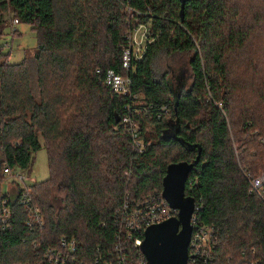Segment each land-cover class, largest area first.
Segmentation results:
<instances>
[{"label": "trees", "instance_id": "1", "mask_svg": "<svg viewBox=\"0 0 264 264\" xmlns=\"http://www.w3.org/2000/svg\"><path fill=\"white\" fill-rule=\"evenodd\" d=\"M180 1L0 0V38L6 28L17 34L10 13L38 40L17 64L3 60L0 45V184L4 166L28 169L40 140L49 171L25 191L42 229L24 223L18 186L8 195L0 264H41L61 238L76 251L57 264H122L117 255L138 264L141 251L119 220L123 204L161 195L167 167L197 157L184 190L213 232L200 257L264 264V185L250 188L264 162V0H185L182 18ZM140 24H150L143 55L126 74L144 117L132 115L137 100L104 84L108 71L124 74L126 33ZM162 52L188 55L189 89L181 76L174 88L157 81ZM129 115L141 154L122 121Z\"/></svg>", "mask_w": 264, "mask_h": 264}, {"label": "built area", "instance_id": "2", "mask_svg": "<svg viewBox=\"0 0 264 264\" xmlns=\"http://www.w3.org/2000/svg\"><path fill=\"white\" fill-rule=\"evenodd\" d=\"M17 21H13V25H16ZM134 30L131 32L133 33ZM145 32V31H144ZM144 41L146 36L143 33ZM129 40V39H128ZM145 42H141L137 40L135 37H130L129 45L126 49H124V56L122 59L123 71L126 73L130 68V61H139L142 57L143 46ZM104 84L112 90L118 96L125 97L128 96L132 101L137 100L136 96H132L130 92L131 79L127 74L122 76L121 74H116L113 70H110L106 73L104 77ZM162 111H166V107L161 109ZM136 111L132 112L134 115ZM133 120V121H132ZM124 125L128 129L129 135H131L132 148L137 151L138 154L144 152V141L140 135L139 126L134 123V119L132 116H126L123 120ZM20 168L9 169L4 166L2 173V182L5 179H10L13 181L14 186H18L20 189V201L19 204L24 209L25 214L28 216L27 220L24 222L26 226L33 230L34 227H39L42 229L44 227V223L41 217L40 210L33 206L32 200L30 196L26 195L25 191L30 187L26 186L24 183V177L22 176ZM128 175V174H126ZM1 182V183H2ZM1 185V184H0ZM264 185V175L262 177H256V179L250 180V188L252 191H256ZM14 189H12L13 191ZM11 193V192H10ZM9 193L3 194L0 192V232L7 230L10 228V221L12 219V212L9 207L8 200ZM198 207L195 204L194 212L191 216V228L192 234L190 237V241L188 244V255H189V263L188 264H206V260L201 256L200 251L209 249L208 243L210 242L213 232L212 229L201 225L196 218V212L198 211ZM178 214L177 210L170 209L169 206L162 199V196L159 195L157 197H143V199L131 200V202H126L123 204V210L119 213V220L121 221L122 228L126 231V236L128 239L133 240V245L136 248H139L144 238V231L154 225H158L164 221L170 220L172 217H176ZM139 236L142 237L139 238ZM118 247V245H117ZM119 252L120 250L117 249ZM76 242L69 241L66 242L65 238H61L59 240V245L57 250H53L51 248H46L45 252L42 256L41 264H57L60 262L63 257L61 255L65 254H73L76 250ZM140 249V248H139ZM62 257V258H61ZM118 259L122 264L124 263V258L119 257ZM196 259V260H195ZM196 261V262H195ZM116 263V262H114ZM109 264V263H105ZM138 264H147L144 259V256L140 254L139 263Z\"/></svg>", "mask_w": 264, "mask_h": 264}, {"label": "water", "instance_id": "3", "mask_svg": "<svg viewBox=\"0 0 264 264\" xmlns=\"http://www.w3.org/2000/svg\"><path fill=\"white\" fill-rule=\"evenodd\" d=\"M180 18L183 17L185 0L180 1ZM173 163L167 167L162 181V199L172 210H177L176 217L144 231V238L139 246L147 264H188V244L192 234L191 216L195 204L191 197L185 196V184L189 174L198 164Z\"/></svg>", "mask_w": 264, "mask_h": 264}, {"label": "rangeland", "instance_id": "4", "mask_svg": "<svg viewBox=\"0 0 264 264\" xmlns=\"http://www.w3.org/2000/svg\"><path fill=\"white\" fill-rule=\"evenodd\" d=\"M127 13L129 10H126ZM7 17V25L9 26V23L11 26H14L12 22H9L10 13L6 16ZM130 18L132 19L131 15ZM150 24L145 25H137L134 32L126 33L127 38L130 40V37H135L137 40H140L141 42H146V39L144 41L143 33L147 38V33L149 31ZM14 28L17 30V34L12 35V31L10 29V32L8 28L3 31V35L0 38V45L2 47V53L4 55L3 60L5 62H9L10 64H17L20 63L25 55L32 56L34 53V49L37 47L38 40L36 38V35L33 31H31V27L27 24H19L15 25ZM145 31V32H144ZM260 50L258 47L254 49V51ZM10 57L9 60L7 57ZM2 60V62H3ZM189 57L188 55H178V54H169L162 52L160 53L155 60L154 63V73L155 77L158 82H170V85L172 88H174L175 80L172 78L173 71L175 75H177L181 70H185L186 72L184 76H182V73L180 74L181 77H184L185 79V85L183 89L187 90L189 89V86L191 85V76L189 75ZM124 70V69H123ZM126 73H124L122 76H124ZM142 96L137 97V101L134 106V110L136 111L138 116L144 117L141 114L142 109L144 107V103L142 100ZM140 109V110H139ZM167 117V116H166ZM133 121V120H132ZM135 123V121H134ZM137 127L140 125L138 123H135ZM147 132L150 131L149 127L146 129ZM140 133V132H139ZM234 141L233 146H235L236 150L239 147L236 143L237 140H235L234 137H232ZM41 149L34 155L33 162L28 167L27 170L20 171L22 176L24 177L25 185H33L36 183H42L43 181L47 180L49 176L48 166H47V152L43 148V140H40ZM132 146V145H131ZM133 149V148H132ZM135 150V149H134ZM258 177H262L264 175V162H263V169L258 172ZM254 179V178H253ZM13 189V181L10 179H5L0 185V192L3 194H6L7 192L10 194L12 193ZM162 194V193H161Z\"/></svg>", "mask_w": 264, "mask_h": 264}, {"label": "flooded vegetation", "instance_id": "5", "mask_svg": "<svg viewBox=\"0 0 264 264\" xmlns=\"http://www.w3.org/2000/svg\"><path fill=\"white\" fill-rule=\"evenodd\" d=\"M185 70L183 69V70H181V72H179L178 74H177V76L175 75V73H174V71L172 72L173 73V75H172V78L174 79L175 78V76L178 78V76H180L179 74H181V73H186V72H184ZM177 78H176V80H177ZM178 83V82H177Z\"/></svg>", "mask_w": 264, "mask_h": 264}]
</instances>
